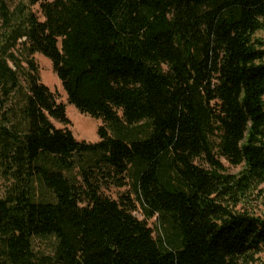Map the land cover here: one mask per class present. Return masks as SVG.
<instances>
[{"label": "trees", "instance_id": "trees-1", "mask_svg": "<svg viewBox=\"0 0 264 264\" xmlns=\"http://www.w3.org/2000/svg\"><path fill=\"white\" fill-rule=\"evenodd\" d=\"M261 33L264 0H0V264H264Z\"/></svg>", "mask_w": 264, "mask_h": 264}, {"label": "rangeland", "instance_id": "rangeland-1", "mask_svg": "<svg viewBox=\"0 0 264 264\" xmlns=\"http://www.w3.org/2000/svg\"><path fill=\"white\" fill-rule=\"evenodd\" d=\"M35 10L37 11L36 7ZM261 36L264 37V33H261ZM33 58L37 64L41 82L44 83L52 93H54L57 102L64 104L66 115L70 120L68 128L71 130L74 137L77 140H84L87 142L98 141L97 129L103 124L102 121L82 114L73 105H70L67 101L66 94L62 89L60 81L52 70L50 61L39 53H36ZM54 124L57 127L61 126L55 121ZM224 164L230 172L238 170L237 168L229 166L226 162H224ZM9 183L10 181L5 179L0 171V196H3L6 193ZM126 189L127 187L119 189L111 188L109 194L112 197H116L118 193L126 191ZM260 189L262 191L261 195L256 200L252 201L250 209H253L257 213H264V183L260 186ZM133 213L138 219L146 222L147 226L152 230L154 238L163 232V227L159 225L155 216L146 220L140 211H134ZM53 246L54 241L49 237L33 240V247L40 252H50ZM262 258L264 260V255H262Z\"/></svg>", "mask_w": 264, "mask_h": 264}]
</instances>
